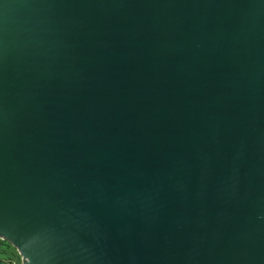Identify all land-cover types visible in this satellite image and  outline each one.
Returning <instances> with one entry per match:
<instances>
[{
	"label": "water",
	"instance_id": "obj_1",
	"mask_svg": "<svg viewBox=\"0 0 264 264\" xmlns=\"http://www.w3.org/2000/svg\"><path fill=\"white\" fill-rule=\"evenodd\" d=\"M0 238L264 264V0H0Z\"/></svg>",
	"mask_w": 264,
	"mask_h": 264
},
{
	"label": "rangeland",
	"instance_id": "obj_2",
	"mask_svg": "<svg viewBox=\"0 0 264 264\" xmlns=\"http://www.w3.org/2000/svg\"><path fill=\"white\" fill-rule=\"evenodd\" d=\"M0 257L3 259L2 264H11L8 260L14 261L16 264H22V260L19 257L18 251L9 243H1L0 246Z\"/></svg>",
	"mask_w": 264,
	"mask_h": 264
},
{
	"label": "built area",
	"instance_id": "obj_3",
	"mask_svg": "<svg viewBox=\"0 0 264 264\" xmlns=\"http://www.w3.org/2000/svg\"><path fill=\"white\" fill-rule=\"evenodd\" d=\"M0 240L3 241V242L8 243L7 241H5V240H3V239H1V238H0ZM9 244H10V243H9ZM17 251H18V250H17ZM18 254H19V257H20L21 260H22V264H24V258L22 257V255L20 254L19 251H18ZM0 258H1V257H0ZM8 262L11 263V264H16L14 261H12V260H10V259L8 260Z\"/></svg>",
	"mask_w": 264,
	"mask_h": 264
},
{
	"label": "trees",
	"instance_id": "obj_4",
	"mask_svg": "<svg viewBox=\"0 0 264 264\" xmlns=\"http://www.w3.org/2000/svg\"><path fill=\"white\" fill-rule=\"evenodd\" d=\"M1 243H4V242L0 240V246H1ZM0 253H1V252H0ZM2 263H3V259L0 258V264H2Z\"/></svg>",
	"mask_w": 264,
	"mask_h": 264
}]
</instances>
